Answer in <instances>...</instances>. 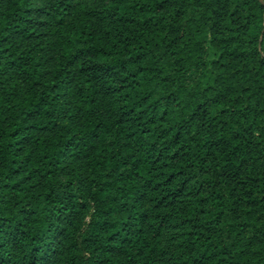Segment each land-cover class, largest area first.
<instances>
[{"label":"trees","instance_id":"16d2710c","mask_svg":"<svg viewBox=\"0 0 264 264\" xmlns=\"http://www.w3.org/2000/svg\"><path fill=\"white\" fill-rule=\"evenodd\" d=\"M0 264H264L259 0H0Z\"/></svg>","mask_w":264,"mask_h":264},{"label":"water","instance_id":"95a60500","mask_svg":"<svg viewBox=\"0 0 264 264\" xmlns=\"http://www.w3.org/2000/svg\"><path fill=\"white\" fill-rule=\"evenodd\" d=\"M262 4H263V6H264V0H259ZM262 36H263V30H262V32H261V35H260V37H259V46H260V44H261V41H262Z\"/></svg>","mask_w":264,"mask_h":264}]
</instances>
